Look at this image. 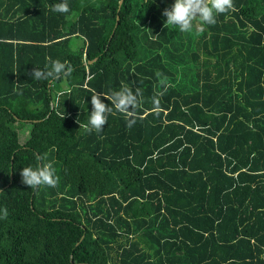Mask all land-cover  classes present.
Segmentation results:
<instances>
[{"label": "trees", "instance_id": "trees-1", "mask_svg": "<svg viewBox=\"0 0 264 264\" xmlns=\"http://www.w3.org/2000/svg\"><path fill=\"white\" fill-rule=\"evenodd\" d=\"M60 2L0 0V264H264V0L190 32L168 0ZM49 59L73 71L33 79ZM122 85L136 123L87 133ZM49 162L56 187L22 183Z\"/></svg>", "mask_w": 264, "mask_h": 264}, {"label": "clouds", "instance_id": "clouds-1", "mask_svg": "<svg viewBox=\"0 0 264 264\" xmlns=\"http://www.w3.org/2000/svg\"><path fill=\"white\" fill-rule=\"evenodd\" d=\"M122 3V1H121ZM119 3V5H121ZM51 10L57 13H68L70 11L67 0H61L52 6ZM230 10H235L233 0H174L170 7L163 9L162 15L166 17L165 27L176 26L181 32H190L194 27V21L199 19L202 24L214 25L216 17L220 14H226ZM73 71L71 65H66L59 60L49 59L48 65L41 69L34 67L31 77L38 81H47L70 74ZM161 74L157 72V76ZM103 96L110 104L101 99ZM142 90L137 87L135 91L127 85H122L119 90H113L110 94L102 95L94 93L91 95V111L88 116L87 124L81 125L87 133L93 131L99 133L104 129L108 120V115L115 109L124 115L127 126L131 128L139 118L137 108L140 103ZM154 104L158 105L156 98H153ZM39 161L44 157L36 155ZM22 183L31 189H37L40 186L56 187L58 177L55 174V168L52 163H41L38 167H23L20 171ZM7 209L2 210L0 219L7 218Z\"/></svg>", "mask_w": 264, "mask_h": 264}, {"label": "rangeland", "instance_id": "rangeland-1", "mask_svg": "<svg viewBox=\"0 0 264 264\" xmlns=\"http://www.w3.org/2000/svg\"><path fill=\"white\" fill-rule=\"evenodd\" d=\"M167 1V0H166ZM168 4H173L174 3V0H168ZM195 25H197V27H199L200 26V23H199V21L198 20H196L195 21ZM73 42H74V39H73ZM75 42L76 43H78V41L75 39ZM22 135H21V131H19V137H21ZM20 141L22 142L23 141V139L22 138H20Z\"/></svg>", "mask_w": 264, "mask_h": 264}, {"label": "built area", "instance_id": "built-area-1", "mask_svg": "<svg viewBox=\"0 0 264 264\" xmlns=\"http://www.w3.org/2000/svg\"><path fill=\"white\" fill-rule=\"evenodd\" d=\"M261 257L264 259V246H263V250H262V253H261Z\"/></svg>", "mask_w": 264, "mask_h": 264}, {"label": "water", "instance_id": "water-1", "mask_svg": "<svg viewBox=\"0 0 264 264\" xmlns=\"http://www.w3.org/2000/svg\"><path fill=\"white\" fill-rule=\"evenodd\" d=\"M122 0H119V3H121ZM80 264H85V263H80Z\"/></svg>", "mask_w": 264, "mask_h": 264}]
</instances>
